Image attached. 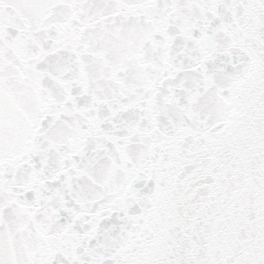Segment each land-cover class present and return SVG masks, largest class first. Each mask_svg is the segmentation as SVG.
Returning a JSON list of instances; mask_svg holds the SVG:
<instances>
[{"label": "snow or ice", "instance_id": "6c2138e0", "mask_svg": "<svg viewBox=\"0 0 264 264\" xmlns=\"http://www.w3.org/2000/svg\"><path fill=\"white\" fill-rule=\"evenodd\" d=\"M0 264H264V0H0Z\"/></svg>", "mask_w": 264, "mask_h": 264}]
</instances>
